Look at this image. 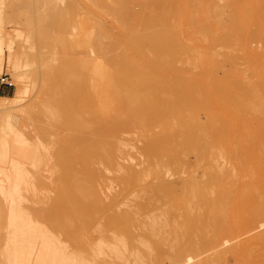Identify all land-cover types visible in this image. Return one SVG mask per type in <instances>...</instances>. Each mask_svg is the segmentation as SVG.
I'll use <instances>...</instances> for the list:
<instances>
[{"label": "bare ground", "instance_id": "6f19581e", "mask_svg": "<svg viewBox=\"0 0 264 264\" xmlns=\"http://www.w3.org/2000/svg\"><path fill=\"white\" fill-rule=\"evenodd\" d=\"M14 16L47 49L29 107ZM6 62L0 264H264V0H0V74ZM28 119L60 132L34 219L19 202ZM107 171L121 172L108 200Z\"/></svg>", "mask_w": 264, "mask_h": 264}, {"label": "rangeland", "instance_id": "374dc122", "mask_svg": "<svg viewBox=\"0 0 264 264\" xmlns=\"http://www.w3.org/2000/svg\"><path fill=\"white\" fill-rule=\"evenodd\" d=\"M5 25H6L8 30L12 31L13 36H14V43H15L16 47H19L21 45H23V47H24V48H21V51L19 50L20 51L19 53L17 52L18 53L17 63H18V67H19V72L27 80V83L29 82L28 83V86H30L29 92H28V94L25 98L24 104H23L24 106L28 105L27 107H29L30 104L32 103L34 97L36 96V93H37V85H35L34 83L36 81L38 83L41 82L44 71H45L44 67L46 65L45 64V60H46L45 58H46V50H47L45 47V42H44L43 37L41 39L38 38L39 32L37 31L36 26H32V27L28 26L25 24V22H23L22 20H20L16 16H14L11 20H8L7 22H5ZM38 40H40V41L42 40L43 42L42 41L40 42ZM7 49H8L7 47L4 48V52L6 54L8 53ZM6 65H7V62L5 64L4 71H2L0 74V77L1 76L9 77V79L11 81H13L14 85L10 87V86H7V85L0 83V88H1L0 89V95H12V94H14V92L17 88V83H16L17 78L13 74H11L12 70L11 69L9 70V68H7ZM15 78H16V80H15ZM0 115H1V112H0ZM28 120L26 122L27 125L25 124V126L23 128L26 131L25 133H26V136L28 138V144H29L28 146L30 147L28 150H30V152L32 153L30 155L32 157H30L28 160L26 158H24V160H23L24 161L23 165L25 166V167L23 166L24 170L27 169L26 172L25 171L24 172L28 173V174L24 175L25 180L23 179L22 180L23 183H21L22 187H21V192L19 194L22 195L23 198L20 197V195H19V202H20L21 208L23 210L26 209V212L25 211L24 212L27 213V217L31 215L30 217H32L34 219L35 218L34 217V212H35L34 210H36L38 207L40 208V206L42 207V205L45 206L47 200L49 201L48 197L54 196V193H55V190H54L55 184L54 183H55L56 177L60 173L61 169L57 165V160L55 159V156L54 155L52 156V154H53L52 152L54 150L53 144H55V148L58 145V144H56V142H55L56 140H54V139L59 136L60 132L57 133L55 131V133H54V131H50L49 134L50 133L51 134L50 135L47 134L48 137H46L47 136L46 134H41L38 131H36V129H34L33 123L31 124L30 120H29V122H28ZM61 134H63V133H61ZM44 135H46V136H44ZM56 135H58V136H56ZM42 136H44V137H42ZM31 137H32V139H31ZM124 137L128 138V142L130 143L129 144L130 147L128 146V150L132 154V157H133L132 163L133 164L137 163L139 166H137V164H135V165L137 167H140L141 164L139 162L141 160H143L142 158H144L143 155L140 154L141 153L140 152V145H142V140H140L139 135L136 133L135 134H124ZM36 139L38 142L36 141ZM29 141H31V142H29ZM52 148H53V150H52ZM49 155H50V157H49ZM129 159L121 158L120 160L123 163H131L132 160L131 159L129 160ZM3 163H4V160L1 159V157H0V164H3ZM34 165H36L35 166L36 168L33 167ZM28 169H29V171H28ZM120 173L121 172H119V171H116V172L115 171H107L108 176L111 178L110 179L111 186L106 189V191L108 193V194L106 193V199L107 200L110 199V197H112L115 193H117V191L120 190V185L118 184L117 180L115 179V178H117V176L120 175ZM29 175H30V177H29ZM114 175H115V177H114ZM32 179H33V182H32ZM25 181H27V182H25ZM25 187H27V188H25ZM22 189L24 192L22 191ZM40 189H42V190H40ZM33 190H35V191H33ZM0 196H1L0 197V199H1L0 200V227H1L0 228V234H1L0 235V241L2 242L3 238H1V237L3 236V234L5 235V231H6L5 226H2V225H5L4 224L6 222L5 218L7 217L6 214H7V209L9 208V206H8V202L5 201V199L3 198L1 193H0ZM45 196H46V198H45ZM128 199H130V200H128ZM139 199H140V197H138V196L136 197L133 194H130V195H128V197L124 198L125 201H128L130 204L132 203L131 205H134V206ZM128 202L121 204V208H126V207L128 208L129 207L128 205H130V204H128ZM131 207H133V206H130V208ZM140 218L143 219L144 216H140ZM143 229L145 231L146 227Z\"/></svg>", "mask_w": 264, "mask_h": 264}, {"label": "built area", "instance_id": "2783aa9c", "mask_svg": "<svg viewBox=\"0 0 264 264\" xmlns=\"http://www.w3.org/2000/svg\"><path fill=\"white\" fill-rule=\"evenodd\" d=\"M0 83L4 84V85H7V86H10V87L14 85L13 81H11L9 79V77H7V76H1L0 77Z\"/></svg>", "mask_w": 264, "mask_h": 264}, {"label": "crops", "instance_id": "0c3cea01", "mask_svg": "<svg viewBox=\"0 0 264 264\" xmlns=\"http://www.w3.org/2000/svg\"><path fill=\"white\" fill-rule=\"evenodd\" d=\"M1 89V88H0Z\"/></svg>", "mask_w": 264, "mask_h": 264}]
</instances>
